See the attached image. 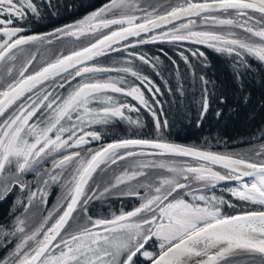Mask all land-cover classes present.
Returning a JSON list of instances; mask_svg holds the SVG:
<instances>
[{"label":"snow or ice","instance_id":"obj_1","mask_svg":"<svg viewBox=\"0 0 264 264\" xmlns=\"http://www.w3.org/2000/svg\"><path fill=\"white\" fill-rule=\"evenodd\" d=\"M45 8L57 5L0 0V201L19 192L0 217V264H264V143L240 152L176 143L166 136L165 109L195 103L200 127L214 100L226 103L203 74L206 51L185 44L231 58L241 87L250 61L264 69V0H107L29 34ZM63 41L72 46L44 58L41 48ZM156 43L177 48L179 61L160 49L175 82L157 70L160 56L142 51ZM121 122L134 134L105 143ZM253 139L264 141V129ZM33 173L35 181L25 180ZM54 185L57 203L34 212ZM113 196L139 203L91 214L94 202Z\"/></svg>","mask_w":264,"mask_h":264},{"label":"trees","instance_id":"obj_2","mask_svg":"<svg viewBox=\"0 0 264 264\" xmlns=\"http://www.w3.org/2000/svg\"><path fill=\"white\" fill-rule=\"evenodd\" d=\"M53 2L57 5L56 9H43L44 15L39 22L33 20L26 25L29 34L32 32H48L55 27L79 18L81 15L107 2V0H53ZM53 11H56L57 14L52 15ZM196 46L192 44L184 45V47L193 48ZM200 48L201 50L204 49ZM160 49L167 52L169 57L179 61V58L175 55L177 48L171 44L156 43L144 45L142 51L150 56H160L163 63L159 65L157 70L165 78L175 82L173 66L168 58L161 54ZM31 50L35 51L36 49L33 47ZM206 55L211 67L204 69L203 74L215 82L216 87L213 91L216 96L222 95L226 103L220 104L218 100H214L207 117L200 127H197L195 123L197 118V106L195 103H191L188 107L180 110H177L175 106L169 109L168 105L165 104V109L169 112L168 119L171 125L166 132L167 138L177 143L195 144L200 147H211L213 150L222 151L231 150L233 147L243 149L249 142L263 143V141L253 139V137H258L261 130L264 129V69L257 62L250 61L253 69L243 77L241 87V84L237 82L233 75L231 58L216 53L212 49L206 52ZM39 57H37V60ZM52 57L54 56L51 55L50 59ZM115 58L114 56L108 60L100 58V63L110 65L111 59ZM41 63L42 60L40 59L34 67ZM34 67L32 70L35 69ZM180 70L181 72L185 71L182 62H180ZM197 70L200 71V69ZM143 72L145 75H151L158 83L160 82L151 68L144 66ZM198 96L199 93L197 91L196 98ZM245 97H247V101H245ZM218 109L222 110V115L219 118L215 116V112ZM132 115L135 118L136 114L133 113ZM141 118L147 126L143 134L145 136L151 135L152 121L150 116L147 113H142ZM97 130L99 129L97 128ZM133 134L127 124L123 122L117 123L108 129V135L105 136L104 142H110L112 139ZM206 139L208 141L207 145L204 143ZM217 140L221 142L219 145L216 143ZM99 146V144L93 145V147ZM122 167L117 165L110 173H119ZM4 207L3 205V209ZM3 254L5 253L0 251V257Z\"/></svg>","mask_w":264,"mask_h":264},{"label":"flooded vegetation","instance_id":"obj_3","mask_svg":"<svg viewBox=\"0 0 264 264\" xmlns=\"http://www.w3.org/2000/svg\"><path fill=\"white\" fill-rule=\"evenodd\" d=\"M106 3V2H105ZM102 5V4H101ZM100 5V6H101ZM98 6V7H100ZM96 7V8H98ZM94 10V9H93ZM91 10V11H93ZM89 11V12H91ZM87 12V13H89ZM87 13L81 15L79 18L75 19V20H78L80 18H82L84 15H86ZM75 20L73 21H70V22H67L66 24L68 23H72L74 22ZM64 25V24H63ZM62 26V25H60ZM58 26V27H60ZM56 28V27H55ZM196 47H202L204 48V46H196ZM205 50L206 52H209L210 49H203ZM54 58V57H52ZM259 143H262V142H259ZM258 143V144H259ZM264 143V141H263ZM253 144H257V143H252V142H249L248 144H246L242 149L240 148H237V147H233L231 149V151H237V152H240V151H247L249 149V147ZM216 151H222V150H216ZM225 151V150H223ZM46 167H50V165H46ZM107 177H105L106 179ZM36 179V176L35 174H27L25 176V180L27 181H35ZM97 179H99V177H97ZM61 188L58 186V185H54L51 187V189L49 190V196H48V203L46 206L44 205H41L39 208L37 209H33L34 212H38V213H42L44 215H46V212H44V208L47 207V208H51L54 204L57 203V201L59 200L60 198V195H61ZM220 193V194H218ZM19 194L18 190L16 192H13V193H10L8 195V197L3 200V201H0V217H4L7 215L8 213V209L10 208V206L12 205L13 201L17 198V195ZM217 194L218 195H221L223 194L225 196L226 199H229V200H233V202H235V198L231 197L229 194L227 193H221L219 191V189L217 190ZM131 203H134L131 205ZM138 200L135 199V198H132V197H122V198H117L116 196H113V197H110L105 203L101 204L99 201H96L92 204L91 206V209H92V212L91 214L95 217L96 215H98L101 211L105 214H107L109 212V206H110V209L111 211H114V212H119V210L121 209V207H123V209L125 211H128V210H131L133 207L135 206H138ZM3 205L5 206L4 209H3ZM116 207V208H115ZM41 218L39 215L37 216V219ZM4 255V254H3ZM2 255V256H3ZM1 256V257H2Z\"/></svg>","mask_w":264,"mask_h":264},{"label":"rangeland","instance_id":"obj_4","mask_svg":"<svg viewBox=\"0 0 264 264\" xmlns=\"http://www.w3.org/2000/svg\"><path fill=\"white\" fill-rule=\"evenodd\" d=\"M86 43H87L86 40H82V41H80V42H77V46H80V45H82V44H86ZM71 46H72V44H71L69 41H63V42L54 43L53 45L48 46V50H47V51H45L44 48H41L40 51H41V53H43V56H44L45 59H50V56H51V55L55 56V54L58 53L59 51H61L62 49L66 52L67 49H68L69 47H71ZM34 48H35V47H34ZM35 49H36V48H35ZM47 52H48V53H47ZM40 59H41V57H39V59L37 60V62H39ZM37 65H38V64H37ZM39 65H40V64H39ZM39 65H38V66H39ZM38 66L34 67L35 69H33V71L36 70V68H38ZM242 150H243V149H242ZM120 166H123V165H120ZM110 172H111V171H110ZM110 172L108 173V176H107L106 179L111 178L114 174H118V173H116V172H112V173H110ZM218 194H220V193H218Z\"/></svg>","mask_w":264,"mask_h":264},{"label":"water","instance_id":"obj_5","mask_svg":"<svg viewBox=\"0 0 264 264\" xmlns=\"http://www.w3.org/2000/svg\"><path fill=\"white\" fill-rule=\"evenodd\" d=\"M177 143V142H176ZM180 144H182V143H180ZM185 145H187V144H185Z\"/></svg>","mask_w":264,"mask_h":264}]
</instances>
